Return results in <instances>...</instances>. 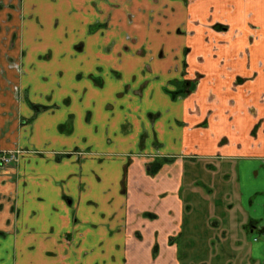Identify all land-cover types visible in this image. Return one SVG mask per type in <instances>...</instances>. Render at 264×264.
Instances as JSON below:
<instances>
[{
	"label": "crops",
	"instance_id": "crops-1",
	"mask_svg": "<svg viewBox=\"0 0 264 264\" xmlns=\"http://www.w3.org/2000/svg\"><path fill=\"white\" fill-rule=\"evenodd\" d=\"M18 148L0 264H264V0H0Z\"/></svg>",
	"mask_w": 264,
	"mask_h": 264
},
{
	"label": "rangeland",
	"instance_id": "rangeland-1",
	"mask_svg": "<svg viewBox=\"0 0 264 264\" xmlns=\"http://www.w3.org/2000/svg\"><path fill=\"white\" fill-rule=\"evenodd\" d=\"M205 168V167H204ZM204 168H200L199 169L201 171H198V175H199V179H201V181L199 182V187L202 189L203 192L207 191L208 193H210L213 198L212 202L215 204L216 207L221 208L222 207V195L220 194V190L218 189V186L222 185V180L218 177L219 175H221L220 172H215V168L207 166L205 169ZM210 171V172H209ZM213 173L214 175H210L209 173ZM220 179V180H219ZM207 182H204V181ZM214 186V187H212ZM221 233V232H220ZM223 237V238H222ZM216 238V237H215ZM220 239H227V237H224L222 235V233L219 235ZM173 239V238H172ZM204 239V238H203ZM203 241V240H202ZM212 241H210L211 243ZM224 242L221 243V245ZM223 246V245H222ZM181 249L183 250V248L181 247ZM216 250V254L215 255H222L221 252L224 251V248H220V246H216L215 247ZM230 251V250H229ZM211 255V254H210ZM239 254L236 256V262L240 261L239 258ZM235 259V258H233ZM238 264V263H236Z\"/></svg>",
	"mask_w": 264,
	"mask_h": 264
},
{
	"label": "flooded vegetation",
	"instance_id": "flooded-vegetation-1",
	"mask_svg": "<svg viewBox=\"0 0 264 264\" xmlns=\"http://www.w3.org/2000/svg\"><path fill=\"white\" fill-rule=\"evenodd\" d=\"M185 92V93H184ZM190 92V90L189 89H187V90H184V89H182V91H181V93H176V95H186L187 93H189ZM15 151H19L20 153H19V158H18V161H16V162H14V163H11V164H1V162H0V169H3V168H5V167H9V166H12V165H16V164H19V162H20V159H21V156L24 154V153H31V152H34V153H37V152H35V151H29V150H27V149H23V148H18V149H14V150H9V151H0V156L1 155H4V154H6V153H10V152H15ZM165 160H170V161H172V159H165ZM164 162V161H163ZM161 165H163V163L162 164H157L156 163V165H151V174H154L156 171H158L159 169H160V167H161Z\"/></svg>",
	"mask_w": 264,
	"mask_h": 264
},
{
	"label": "built area",
	"instance_id": "built-area-1",
	"mask_svg": "<svg viewBox=\"0 0 264 264\" xmlns=\"http://www.w3.org/2000/svg\"><path fill=\"white\" fill-rule=\"evenodd\" d=\"M19 151H15V152H10V153H6L4 155L0 156V162L1 164H11L14 163L16 161H18L19 158Z\"/></svg>",
	"mask_w": 264,
	"mask_h": 264
},
{
	"label": "trees",
	"instance_id": "trees-1",
	"mask_svg": "<svg viewBox=\"0 0 264 264\" xmlns=\"http://www.w3.org/2000/svg\"><path fill=\"white\" fill-rule=\"evenodd\" d=\"M170 160H165L163 163H166V162H169ZM162 164V163H161ZM171 242H172V239H171ZM157 255V248H155V254H154V256H156Z\"/></svg>",
	"mask_w": 264,
	"mask_h": 264
}]
</instances>
